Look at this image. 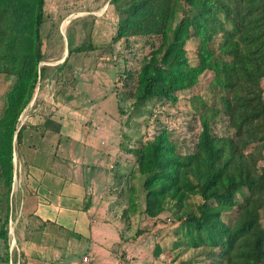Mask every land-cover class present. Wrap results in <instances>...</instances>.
I'll return each mask as SVG.
<instances>
[{"label":"trees","instance_id":"trees-1","mask_svg":"<svg viewBox=\"0 0 264 264\" xmlns=\"http://www.w3.org/2000/svg\"><path fill=\"white\" fill-rule=\"evenodd\" d=\"M109 4L117 15L113 40L143 36L150 47L129 93L134 119L149 112L154 102L177 101V93L193 86L204 71H212L228 88L219 101L233 136H215L213 114L204 112L192 151L179 152L165 129L128 149L137 164L133 176L144 177L139 184L143 211L155 217L174 208L181 220L176 234L183 239L178 244L197 249L210 264H264V170L257 168L264 148V0ZM44 5L45 0H0V74L13 78L0 113V176L7 193L13 182L14 138L20 142L23 127L18 126L19 116L44 71ZM190 39L197 43L194 65L185 49ZM130 184L128 207L135 211L138 195ZM196 195L201 201L190 203ZM6 224L5 219L0 230L4 242ZM6 256L9 262V249Z\"/></svg>","mask_w":264,"mask_h":264},{"label":"rangeland","instance_id":"rangeland-1","mask_svg":"<svg viewBox=\"0 0 264 264\" xmlns=\"http://www.w3.org/2000/svg\"><path fill=\"white\" fill-rule=\"evenodd\" d=\"M44 13L41 27L44 60L40 63L44 71L31 101L19 116L18 126L23 127L20 142L14 138V172L9 193L4 177L0 176V230L5 219L8 223L5 227L8 241L0 237V264H9L6 251L13 247L17 226L28 218L27 199L32 196L31 184L26 180L28 165L48 163L59 157L67 159L68 142L76 130L91 136L88 143L92 148L88 146V155L86 151L83 155L94 164L104 162L95 160L100 158V153L94 150L98 148L106 157V166L113 170L103 190L111 198L101 207L104 219L114 217L121 222L118 242L113 246L119 259L116 264H210L197 255V249L178 244L183 238L176 234L181 220L174 208H166L155 217L143 211L144 193L139 184L144 177L133 176L137 164L134 153L128 149L165 129L179 152L192 151L204 112L213 114L215 136H233L234 129L229 126L219 101L220 95H227L228 88L215 80L212 71H204L193 86L177 93V101L154 102L149 112L144 110L134 119L129 93L136 87L142 58L150 51L147 38L113 40L117 15L109 0H45ZM153 41L157 43L158 37ZM196 44L190 39L185 45L191 65L196 63ZM12 81V77L0 74V113L4 93ZM58 142L67 146L64 152L57 147ZM253 146L249 145L247 150ZM257 168L264 170V148ZM130 183L138 195L134 198L135 211L128 207ZM200 201L197 195L190 199L192 204ZM260 219L264 226V206ZM128 246L130 254L121 249ZM17 257L19 251L14 246L13 264Z\"/></svg>","mask_w":264,"mask_h":264},{"label":"crops","instance_id":"crops-1","mask_svg":"<svg viewBox=\"0 0 264 264\" xmlns=\"http://www.w3.org/2000/svg\"><path fill=\"white\" fill-rule=\"evenodd\" d=\"M74 132L68 142L67 159L28 165L26 180L31 184L32 196L27 199V221L17 226L13 237V247L19 251L14 264H116L119 260L113 246L118 242L121 222L114 217L104 219L101 207L111 198L103 190L113 170L106 166V157L98 148L94 150L100 158L95 160L104 162L94 164L87 158L91 136ZM57 147L62 152L67 148L59 142ZM13 247H9V264H13ZM121 249L131 253L129 246ZM83 256L89 261L83 262Z\"/></svg>","mask_w":264,"mask_h":264},{"label":"built area","instance_id":"built-area-1","mask_svg":"<svg viewBox=\"0 0 264 264\" xmlns=\"http://www.w3.org/2000/svg\"><path fill=\"white\" fill-rule=\"evenodd\" d=\"M82 261L83 262H88L89 261V257L88 256H83L82 257Z\"/></svg>","mask_w":264,"mask_h":264},{"label":"bare ground","instance_id":"bare-ground-1","mask_svg":"<svg viewBox=\"0 0 264 264\" xmlns=\"http://www.w3.org/2000/svg\"><path fill=\"white\" fill-rule=\"evenodd\" d=\"M51 64V63H50ZM12 229V228H11Z\"/></svg>","mask_w":264,"mask_h":264}]
</instances>
